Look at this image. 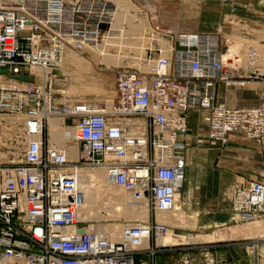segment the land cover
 Here are the masks:
<instances>
[{"label": "built area", "instance_id": "1", "mask_svg": "<svg viewBox=\"0 0 264 264\" xmlns=\"http://www.w3.org/2000/svg\"><path fill=\"white\" fill-rule=\"evenodd\" d=\"M112 7L107 0H0V114L25 117L20 134L9 131L13 150L5 148L4 135L0 143V263L136 264L140 244L166 227L128 226L118 241L99 233L95 222L78 217L82 193L76 172L102 168L109 184L140 190L152 211H171L186 176L191 110L207 112L203 124L212 144L225 148L242 137L264 145V103L217 102L220 86L264 83V73L224 64L222 29L180 31L171 61L159 48L146 49L148 59L157 61L151 77L131 67L113 68L110 110L88 100L64 104L53 77L37 85L27 66L53 69L61 48H89L111 38ZM232 23L233 29L242 22ZM42 110L64 117L80 147L77 162L48 143ZM139 121L143 133L135 128ZM231 210L244 222L264 216V181L234 187Z\"/></svg>", "mask_w": 264, "mask_h": 264}, {"label": "rangeland", "instance_id": "2", "mask_svg": "<svg viewBox=\"0 0 264 264\" xmlns=\"http://www.w3.org/2000/svg\"><path fill=\"white\" fill-rule=\"evenodd\" d=\"M133 2L148 13L152 26L146 29L149 32L154 30L156 33L160 30L169 31L171 24L175 20H180V23L173 24L176 27L182 25L188 29L208 33H215L218 29H222V37L224 34L240 37L248 35L250 41L244 40V42L246 41L245 45L247 44L245 51L254 48V46L257 47L258 41L264 44V6L261 5V2L264 3L263 0H133ZM112 12L114 13V7ZM232 20H239L242 23L232 29ZM244 23L255 31L247 34L249 30L244 32L240 31L241 29L239 31L234 30L238 29L239 26H244ZM114 24L117 30H121L123 24L127 33L126 38H129L128 43L121 44L127 47L132 45L136 49L123 48L120 50L115 45L109 46V55L134 57L136 52L139 53L142 48L143 43L136 38L144 33V28L141 27L136 18L130 16L125 20H118ZM154 36L157 37V34ZM263 44L261 43V45ZM69 53L68 57L70 58L65 59L63 64L65 75L60 74L59 68L52 73L51 78L57 79L55 83L56 92L59 95H64L66 99L93 100L102 105H105V100L113 99L114 77L111 70L106 69L104 64L97 65L95 54L86 58L72 51ZM258 54H262L264 58V53ZM245 56L246 53L242 56L243 60L240 67L245 66ZM115 57L110 56L112 60L109 58L111 66H117L126 60L117 58L118 63L114 65ZM34 76V81L37 84H42L39 75L35 74ZM247 83H254L260 89L257 92L251 91L245 87ZM247 83L241 88L225 89L220 86L219 92L222 93L223 97L220 100L217 98V102L241 107L251 106L245 104H254V106L260 104L261 98H264L261 94L264 92V83L258 81ZM226 94H228L227 101L224 99ZM6 117H8L6 113L0 114V121H4L3 119ZM203 127L197 121H193L189 128L191 143L188 148V157L192 153H200L199 171L197 172L193 164L187 166V181H184L183 184V192L187 193V199L183 207L180 199V196L182 197L181 192L178 197L181 210L190 218L187 222L184 221L180 224L165 225L167 231L162 236L166 239L165 246L155 247L156 238L155 236L152 237L150 240L151 247H149L151 251H147L146 254L153 261L154 259L156 261V257H160L159 262L136 264H252L255 263V259H264L262 252L264 217L256 221H248L249 223L241 222L238 217L234 216L229 204L234 187L264 179V148L259 151L256 146L247 143L248 145L245 146L244 144L243 146H236L239 149H232L230 150L232 152L229 153L227 151L228 146L222 148L217 144L208 142L205 126ZM8 129L10 131L9 127L5 129L1 124L0 133L7 131V135H4L6 137L5 148L11 152L13 145L9 140L10 132ZM46 135L48 137L47 129ZM48 140L50 144L54 145L49 137ZM73 145L72 140H68L64 148L68 150ZM235 151H237L236 154ZM224 162H232V165L225 166ZM255 163L259 164L255 165ZM255 170L258 171L255 172ZM201 184L204 185L202 193L198 189ZM195 188L197 189L194 190ZM197 191L199 193H196ZM155 215L156 211L149 209V218L145 220L146 224L156 222ZM102 222V224H123L124 220L110 221L108 219V221L102 220Z\"/></svg>", "mask_w": 264, "mask_h": 264}, {"label": "bare ground", "instance_id": "3", "mask_svg": "<svg viewBox=\"0 0 264 264\" xmlns=\"http://www.w3.org/2000/svg\"><path fill=\"white\" fill-rule=\"evenodd\" d=\"M107 1H109L114 7V13L112 11L110 12L111 28L113 31L115 30L111 38H106L100 45H91L89 48L88 47H85V48L82 47L81 49L71 48V47L61 48L59 57L57 58V60L55 59L56 67L53 69L52 68L45 69L41 67L40 65H29L27 66L26 69L31 74L39 75V78L42 83L43 81H47V79H52L51 78L52 73H51V76H48V74L50 71H54L57 68H59L58 71L60 72V74L65 75V72L63 70L64 60L70 58L68 57V53L69 51H72L86 58L95 54L97 56L96 64L97 65L104 64L106 69L111 70L112 73H113V68L115 67H131V68H135L139 70L144 75V77L148 78V77H151V74L153 73L152 72L153 67L157 65V61L148 59L150 55L146 49L150 48L152 50V48H159V50L161 51V55L167 57L166 58L167 61H171L170 54H171V51H173L177 45L176 35L180 31L208 33V32H199V31L188 29V28H178V27H176L177 29L175 28L174 31H167V30L161 31L160 30V31H157L156 33L154 30L152 32H149L146 30L148 27L149 28L152 27L150 24L149 15L147 12L142 10L137 4H135L133 0H107ZM128 16H130L131 18H136V20L139 22L141 27H143L145 30L144 33H142L141 35H139V37L136 38V39L141 40V43H143V45L141 46L142 48L140 49L139 53L135 51L136 54L134 57H129V56L127 57V56H120V55H119L120 57L117 55H116L117 57H115L114 55H109L108 53L109 46L111 47L115 45L120 50L123 48L130 49V50L136 49L132 45L127 47L121 44V43H126V42L128 43V39H129V38H126L127 33L123 27V24H122V29L119 28L121 30L115 29L116 25L114 23H117L118 20H125V18H127ZM239 29H241L240 31L242 32L249 30L247 31V34L255 31L248 26L246 28L245 25L239 26L238 29H234V30L239 31ZM165 33L174 35L175 39L165 36ZM155 34H157V37L154 36ZM236 36L237 35H231V34L223 35L224 41L226 42V45H227V51L225 55H223L224 64L229 65L232 68H238V66L239 67L241 66V62L243 60L242 56L245 55L246 53L245 66L240 67V68L245 73H252L254 71H259L261 73H264V58L262 54L261 55L258 54L260 52L264 53L263 52L264 51L263 42L258 41L259 45L257 47L254 46V48H250L245 51L244 49L246 48L247 44L245 45L246 41L244 42V40L247 39L250 41V39H248L247 37L248 35L242 36V37L240 36L236 37ZM114 43H118V44H114ZM261 43L263 45H261ZM110 56L115 57L114 58L115 60L113 62L114 65L118 63L117 61L118 59L120 60L126 59V60L122 61V63L117 66H111L112 64L110 61L112 59L110 58ZM109 58L111 60H109ZM70 63H73V62L70 61ZM37 85H41V84H37ZM17 86L22 87L20 85H17ZM245 87L255 92H257L260 89L254 83H247L245 84ZM226 93H227V90H226ZM261 94L264 96V92H262ZM61 96L62 97H60V99L62 100L64 104L70 101L77 100L74 98H70V99L67 98L68 99L67 100L64 95H61ZM227 96L228 94H226L224 98L225 101H227L228 99ZM222 97H223L222 93L219 92L218 99L220 100ZM81 100H86V99H81ZM91 101L95 103L97 102L93 100ZM112 101L113 99L109 101L105 100L104 102L105 106L109 110L112 107ZM262 103H264V101H262L260 104ZM248 107H251V106H248ZM206 113H207L206 111H204L203 113H200L202 114L201 115L202 123H203V118L206 116ZM39 114H40L41 120L43 119V122H44L45 135H46V129H47L48 137L50 141L53 142L54 145L50 144L48 137L46 135V139L48 143L54 146L55 149L62 151L65 154L69 162H73V163L77 162L81 156V151H80L79 145H77V143L72 139L71 137V135L73 136L72 129L65 124L64 117L62 115H46L44 114L43 110L40 111ZM7 116L8 117L3 119L4 121H0V126L2 124L5 129L9 127L11 128L10 130H13L14 133H16L17 131L16 134H20L22 131V128H19V125L23 123L25 117L20 116V114L18 113L11 114V115L7 114ZM45 125H46V128H45ZM135 126L138 132L143 133V128H144L143 122L141 121L136 122ZM15 127L17 128L16 131H15ZM6 132L7 131L5 130L4 132L0 133V143H2L3 135H5ZM68 140L70 141L72 140V143H74V145L71 146L67 150L66 148H64V145L66 142H68ZM60 146H63V147H60ZM0 158L2 157L0 156ZM76 178H77L78 187L82 193V203L77 210L78 217L81 221L85 223L95 222L94 225L99 233H107L113 241H118L121 238H124L123 235H124V230L126 227L132 226V225L148 226L152 224V222L147 223V224L145 222V220L149 218V209L151 208L146 203L145 197L140 190L135 189L133 191H124L118 187H115L109 184L105 176V171L102 168H97V167H82L78 169L76 172ZM0 180L2 181V179ZM241 185L242 184H240V186ZM181 190H179L175 196L174 208L171 211H168V212L156 211L155 221L158 223L156 222L154 223L163 225L165 227V225H169V224L174 225L176 223L180 224L184 221L187 222V220L190 217L188 215H185L184 212L181 210L180 200L178 203V197L180 196L179 193L181 192ZM231 197H232V193L230 195V207H231ZM262 217L264 216H261L259 218H254L252 221H256ZM108 219L110 221L124 220V223L123 224H120V223L119 224L117 223L102 224L103 223L102 220L108 221ZM191 220H193V218ZM246 223H249V222H246ZM166 231H167V228H166ZM165 234H166L165 232L163 234H160V233L156 234L155 236L156 243L154 246L156 247L165 246L166 239L162 237ZM188 237H191V236H188ZM149 247H151L150 239L143 241L139 246V250L143 252L149 251ZM255 249H257V247H255ZM262 252L264 254V246L262 248ZM0 264H3V263H0ZM5 264H10V263H5Z\"/></svg>", "mask_w": 264, "mask_h": 264}, {"label": "crops", "instance_id": "4", "mask_svg": "<svg viewBox=\"0 0 264 264\" xmlns=\"http://www.w3.org/2000/svg\"><path fill=\"white\" fill-rule=\"evenodd\" d=\"M263 2H264V0H263ZM261 5L262 6H264V3H262L261 2ZM173 23H180V20H175ZM172 23V24H173ZM171 24V26H170V30H172V31H174L175 30V28H176V25H172ZM178 28H185L184 26H182V25H179V26H177ZM177 29V28H176ZM169 30V31H170ZM191 30H194V29H191ZM194 31H199L200 32V30H194ZM219 91H220V89H219ZM229 92V91H228ZM231 99V98H230ZM232 99H233V97H232ZM245 105H251V106H254V104H245ZM257 105H259V104H257ZM256 106V105H255ZM204 111H200V110H191V111H189L188 112V126H189V128H190V126H191V124L193 123V121L195 122V121H197V123H199V125L200 126H204V124L202 123V114H200V113H203ZM203 129H204V127H203ZM190 130V129H189ZM190 143H191V140H190ZM251 144V145H254V146H256L257 147V149L259 150V151H262V148H264V145H262L261 147L260 146H258V145H256L253 141H248L247 139H242V137H239L238 139H231V141H230V143H229V145H228V152L230 153V152H232V151H230V150H232V149H239V148H237L236 146H239V145H242L243 146V144H244V146L245 145H248V144ZM231 145V146H230ZM250 146V145H249ZM231 148V149H230ZM241 151H244L243 149H241ZM236 152L237 151H235V154H236ZM200 153H198V152H196V153H192L191 154V156L190 157H188V150H187V153H186V158H187V166L189 165V164H193L195 167H196V169H197V172L199 171V159H200V155H199ZM244 154H245V152H244ZM232 162H224V164H225V166H231L232 164H231ZM259 163H255V165H258ZM188 168V167H187ZM258 170H255V172H257ZM186 172H187V170H186ZM260 180H263L264 181V179H260ZM185 181H187V174H186V177H185ZM203 186L204 185H200L199 187H198V189H199V192H201L202 191V189H203ZM197 188H195L194 190H196ZM201 189V190H200ZM198 191L196 192V193H199ZM202 193V192H201ZM179 195H180V193H179ZM181 195H182V197L180 196V199H181V201H182V207L184 206V202H185V200L187 199V193L184 191L183 192V187H182V190H181ZM179 199V200H180ZM229 204H230V202H229ZM198 210V209H197ZM199 212H200V210H198ZM197 211V212H198ZM172 244V243H171ZM171 244H168V245H171ZM156 247V246H155ZM150 250V249H149ZM151 251V250H150ZM146 252L147 251H145V252H143V253H138V254H135L134 255V260H135V263H152V262H154V263H157V262H159V260L161 259L160 257H156V261H155V259H154V261L151 259V258H149L148 256H147V254H146Z\"/></svg>", "mask_w": 264, "mask_h": 264}, {"label": "water", "instance_id": "5", "mask_svg": "<svg viewBox=\"0 0 264 264\" xmlns=\"http://www.w3.org/2000/svg\"><path fill=\"white\" fill-rule=\"evenodd\" d=\"M24 80H26V79L24 78Z\"/></svg>", "mask_w": 264, "mask_h": 264}]
</instances>
